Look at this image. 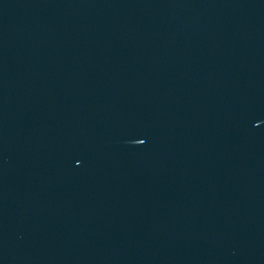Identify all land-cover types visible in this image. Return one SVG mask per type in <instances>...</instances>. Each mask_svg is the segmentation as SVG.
I'll return each mask as SVG.
<instances>
[{
    "label": "water",
    "instance_id": "95a60500",
    "mask_svg": "<svg viewBox=\"0 0 264 264\" xmlns=\"http://www.w3.org/2000/svg\"><path fill=\"white\" fill-rule=\"evenodd\" d=\"M0 264H264V0H0Z\"/></svg>",
    "mask_w": 264,
    "mask_h": 264
}]
</instances>
